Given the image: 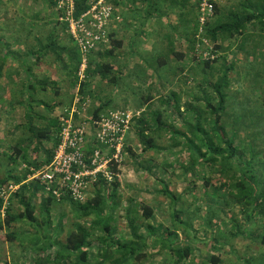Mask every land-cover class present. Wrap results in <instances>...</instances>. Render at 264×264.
I'll use <instances>...</instances> for the list:
<instances>
[{
  "label": "trees",
  "instance_id": "trees-1",
  "mask_svg": "<svg viewBox=\"0 0 264 264\" xmlns=\"http://www.w3.org/2000/svg\"><path fill=\"white\" fill-rule=\"evenodd\" d=\"M95 1L75 0L74 17L77 18L85 13L89 8V4ZM198 1L195 0L194 4L190 5L188 0H161L164 5L168 4L169 7H175L180 11L178 15L180 18L179 26L182 27L179 32L183 34L186 50L192 56L197 41L195 37L198 27L195 11L198 8ZM216 1L213 4V16L203 28L205 38L213 45L214 60L197 61L193 56L194 66L186 72H179L178 70V72H172V70L169 72L168 70L162 71L163 67L168 66L169 58L173 57L180 61L186 54L176 51L173 42H170V38L174 37V31L177 27L175 30L169 31L171 35L167 32L168 50L166 55L156 60L160 69L158 72H168L171 76L169 81L172 83L177 78L176 83L181 82L183 89L176 87V89L170 91V95L166 99L160 98L158 103L160 108L164 107L163 111L155 109L154 106H149L147 113L143 110L140 118L135 121V125H133L136 126L137 143L140 147L137 149L139 154L137 152L136 154L139 155L140 159L144 153L149 152L167 156L170 151H174L171 150L173 147H180L181 151L184 150L183 154L187 157V160L184 165H179L175 170L180 169L184 177L190 175L189 179L192 178L194 170L209 167L210 176L205 178L202 183L206 189L213 188L222 202V207L221 210L209 208L208 211L212 215L210 217H214L216 221H218L219 215L225 216L227 221V223H220L216 229L219 230L223 224L226 226L229 224L230 228L226 232L229 235L228 239L247 241L248 239L256 240L258 238V244L264 250V229L262 236L259 237L261 233L255 235V232H258L256 228H261L264 223V174H257V171L261 168L260 165L264 162V114L260 116L257 110L245 109L242 115L236 117L234 124L227 123L225 112L230 96V74L234 65L226 61L227 57H230L228 52L232 45L224 44L231 40H245L251 35L252 31L264 37V0H244L235 5L236 8L231 10L225 8L222 11L218 8ZM55 2L56 0L54 5ZM188 4L189 11L184 13ZM164 14L167 15V13ZM185 16L188 17V20H183ZM58 24L63 25L64 27H62L66 32V26L59 22ZM2 36L0 34V39L3 41ZM67 37L69 38L68 35ZM108 40L107 47L93 51L88 57L86 79L80 85L78 92L81 98L87 96H89V99L93 98L94 94L89 90V85L90 81H94L96 78L106 84H114L118 80L117 74L112 72V62L122 42L116 40L113 33H108ZM69 42L72 44L70 38ZM72 46L73 51L67 52L65 49L59 48L57 42L53 39H50L46 44L40 43L39 53L34 60L30 61L31 65L27 68L23 60L18 63L20 67L18 71L31 72L33 70L30 69L31 67L34 68L41 63V59L48 56L53 57L51 63L58 64L59 54H64L67 61L62 59L61 63L65 65V70L71 76L74 90L76 89V74L81 60L78 50L73 44ZM6 55H12L8 44L4 46V50H0V77L7 66L4 58ZM261 55L260 53L259 56L255 57H260L258 68L261 67L259 69L264 74V56ZM56 58L58 60H55ZM221 60L224 67L223 72H215L216 65ZM148 67L150 68L151 65ZM152 69L153 67H151ZM155 74L158 79L161 77L159 73ZM255 76L258 77L261 74L258 75L256 72ZM165 77L163 78L167 81ZM192 83L193 85L190 86ZM46 85V82H44L42 87L45 88ZM31 93L34 94L35 92ZM185 94L190 95L191 98L187 99ZM25 99V120L27 122L25 128L30 136L20 145L13 147L1 146L3 149L0 152V171L3 168L2 165L7 161L6 167L3 168L4 176H0V187L9 182L20 185L18 191L10 198L4 218L0 217V229L4 230L5 238L8 241H18L19 238L14 232H11L13 224L22 223L29 226L32 232L34 230L33 224L39 226L41 222L47 234L49 228L54 231V234L52 240L48 235L43 238L44 241L40 244L36 242L35 246L37 245L38 248H36L37 253L34 264H89L92 257L95 258L97 264H126L129 262L155 264L154 257L164 253L169 255L167 264H192L194 257L191 256V250L188 247H176L180 232H183L186 236H189L192 232L189 224L182 220L184 213L173 212L171 214L169 212L170 226L155 224V209L146 202L130 199L123 216L129 236L124 238L117 234L114 219L111 217L113 214L104 217L103 212L109 208L113 211V208L116 207V200L121 192L119 178L114 179L111 188L98 178L97 182L91 186L86 201L82 204L73 203L66 197L57 202L45 196L46 198L36 209L33 199L36 193H43V191L37 182L28 181L29 169L36 170L42 167L41 165L49 164L53 150L51 153L49 149L44 147V144L51 143L54 149L58 141L59 124L58 117L57 119L48 118V123L43 128H36L31 116L32 103L49 109L51 112L53 108L50 109L49 103H36L30 93L26 94ZM107 103V101H104L96 109H92V113L88 111L90 118L96 119L111 112L104 113L103 111ZM45 119L46 117L43 118V120ZM169 119L177 127L180 126L181 131L180 129L175 130L176 133H173V130L168 131L172 128L171 124L170 126L166 124ZM164 128L167 131H164ZM239 133L241 135L238 136ZM171 134L172 136H170ZM173 135H175V139ZM161 138L167 143L166 147H158L157 141ZM126 151L127 156L129 154L131 158L138 157V155L132 153L131 148L128 146ZM40 153L45 155V161L41 162L39 160L38 155ZM12 164L19 165V167L24 164L23 172L16 174L9 168ZM142 169L149 176H152L150 168L142 166ZM116 174L120 175L121 172L118 170ZM154 181L161 185L158 193L167 200L168 211L170 207L174 205L176 207L179 204L180 198L178 197L180 196L171 193L162 179L159 178ZM187 183L189 188H186L187 190L183 195L190 194L192 185L190 182ZM28 194L29 198L26 197ZM13 201L21 208L20 214L15 211L12 213L11 205ZM62 202L73 204L78 214L75 220L71 222V228L66 232L67 234L65 233L63 242L59 241V237L64 225L62 222L53 223L50 220L52 205ZM225 212H230V215H226ZM38 213L41 217L39 220L36 216ZM94 217L96 221L92 220L91 224L84 222V218L91 219ZM210 217L203 220V231L204 234L211 231V235H214L213 222H211ZM24 220L28 223H23ZM253 220L255 223L256 220L259 221L260 226L254 229L248 227L249 222ZM76 222L80 223L77 224ZM154 225H157V230ZM47 227L49 228L47 229ZM262 227L264 228V225ZM141 229L145 233H140ZM149 239L151 240L150 249L148 247ZM220 239L222 241L227 239L226 234ZM213 241L216 244L219 243L217 239L213 238ZM54 245L55 251L51 253L50 250ZM213 250L214 254L209 260L210 264H221L217 248ZM40 254L41 256H39ZM251 261L252 257H248L244 263L250 264Z\"/></svg>",
  "mask_w": 264,
  "mask_h": 264
},
{
  "label": "rangeland",
  "instance_id": "rangeland-1",
  "mask_svg": "<svg viewBox=\"0 0 264 264\" xmlns=\"http://www.w3.org/2000/svg\"><path fill=\"white\" fill-rule=\"evenodd\" d=\"M244 0H217L216 4L219 9L224 10L225 8L233 9L236 8L235 5L242 2ZM4 5L2 4V0H0V20H2L4 12ZM1 29V23H0ZM2 30V29H1ZM1 34V33H0ZM249 37L245 40H237V41H227L224 44L232 45V48L229 50L226 61L229 63L231 62L234 65L233 71L230 74V96L229 100L226 104V112L225 118L227 123L234 124L235 119L238 115H242L245 109L248 110H257L259 111V115L262 116L264 114V74L261 73L260 69L258 68V62L260 60L259 56H264V37H261L259 34H256L252 31ZM7 41V40H6ZM0 50H4L3 41L0 40ZM227 56V55H226ZM256 56V57H255ZM8 57V59H6ZM12 56L4 57L6 61V68L4 72H19L17 70H12V65L18 64V62L13 59ZM191 59L193 56L191 55ZM24 64L26 67L31 65L30 57L24 59ZM149 65L153 67L152 71L158 73L159 66L158 63L154 60H149ZM185 64V63H184ZM264 66V65H263ZM168 67V66H167ZM167 67H163L162 71L167 70ZM222 60L219 61L216 65L215 72H223ZM261 74V76L256 77L255 73ZM93 81H90L89 90L91 89ZM95 86L92 87L93 98L90 101H93L95 105H98L101 101H107V105L103 108L104 113L109 111H120V110H132L134 103L140 101L141 97H145L148 94L153 92L152 88H146L140 84L135 88L127 87L123 84L120 77H118L117 82L114 84H106L102 81H99L94 84ZM193 83L190 85L192 86ZM174 87H181V82L174 84ZM88 89V88H87ZM176 89V88H174ZM181 89H183L181 87ZM38 90V86H34V91ZM127 92L130 93L128 96ZM24 94H29V92H23ZM31 97H34V101L38 103H49L51 105H55L53 110L55 112L61 111L59 104L64 102V99H56L53 96V89L51 87H47V91L42 92V90L35 92L34 94L30 93ZM75 92L72 94L74 96ZM187 99H190L191 96L188 94ZM6 101L19 102L20 105L26 102L22 92H16V94H12L9 92V95L3 94ZM184 99L185 96H183ZM65 103V102H64ZM22 108V107H18ZM52 110V111H53ZM53 113V112H52ZM61 113V112H60ZM59 113V114H60ZM50 116L51 111L49 109H39L35 107V104L32 103L31 109V116ZM57 114V117L59 116ZM51 117V116H50ZM207 120V119H206ZM166 124L172 125L168 131L173 130V133H176L175 130L180 129V126L177 127L176 124L170 120L166 121ZM36 128L41 129L43 128V124L38 122L34 124ZM164 131L165 130L164 128ZM181 131V129H180ZM166 133V132H165ZM162 134V133H161ZM1 135V134H0ZM165 135V134H162ZM241 133L238 134V136ZM172 136V134L170 135ZM177 136V135H176ZM175 139V135H173ZM5 146L9 144L7 140H5ZM158 147H166L167 143L161 138L157 141ZM132 153L137 152V149L140 148L138 143H135L134 146L130 147ZM174 151H170L167 156H163L160 154H151V153H144L142 158L140 159L139 153L136 154L138 157H128L125 159L124 165L122 169L123 172V185L124 187L121 188V192L119 197L116 200V207L112 209L104 210L103 216L107 217L110 214L111 217L114 219L115 227L117 228V234L121 237L127 238L129 236L128 229L126 226V221L124 220L123 216L125 214L124 210L127 208L129 200H136L138 202L143 201L147 204H150L155 209L154 215V223L155 224H162L164 226L169 225V216L170 213H184L182 217L183 221L189 224L192 232H190L189 236H186L183 232H180L179 239L177 246L178 248L188 247L191 250V256L194 257L192 264H210V258L213 253V249L217 248L218 256L220 257L221 264H245L244 261L248 257H252V261L250 264H264V250L258 244V238L255 239H248L247 241H240L236 239L232 241L229 238V235L226 233L230 225L228 224L226 227L222 226L219 230L216 227L224 222L227 223L225 220V216H220L218 221L215 220L214 217H210L211 213L208 211L209 208L212 209H219L221 210L222 202L219 200L220 198L217 197L213 188H204L203 180L209 177V167H205L204 169L194 170L192 173V178L189 179L190 175H182L183 173L181 170H175L179 167V165H184L186 163L187 157L183 154V151L180 150V147H173ZM142 166H147L151 169L152 176H149L143 169ZM260 169L257 171V174H264V162L260 165ZM258 169V167H257ZM2 172V173H1ZM4 176L3 169L0 171V176ZM213 175V174H212ZM211 175V176H212ZM162 179L163 182L167 185L169 191L176 196H180L179 204L175 207H170L168 211L167 208V200L162 197L158 191L161 189V185L157 184L154 180L155 179ZM190 182L192 187L190 194L183 195L186 188H189L188 183ZM214 187V186H212ZM182 194V195H181ZM170 212V213H169ZM226 215H230V212H225ZM78 216L77 210L75 206L71 203H54L52 205V212L50 214V220L53 223L62 222L63 230L59 237V241L63 242L65 237V233L71 228V222L75 220ZM212 216V215H211ZM211 218V222H213L212 229L214 230V235H211V231H207V236L204 234L203 231V220L205 218ZM207 219V220H208ZM39 220V218H38ZM92 220L96 221V218H84V222L87 224H91ZM40 222V221H39ZM38 222V223H39ZM23 223L27 224L28 221L24 220ZM68 223V224H65ZM79 224L80 222H76ZM264 223L262 224V226ZM34 230L30 232V237L27 234L22 233L21 230L25 229V227H17L16 230L12 229L11 232L20 233L18 241L12 240L8 241L5 238L4 230L0 229V260L3 264L4 260L10 258L11 264H29L32 260L36 258L37 250L35 246L36 242L39 244L44 241L43 238L50 235V240L53 239L54 231H51V228L47 227L48 234L46 229L38 225H34ZM257 226H260V222L256 220V223L253 221L249 222L248 227H252L253 229ZM256 228L258 232L256 234H263V227ZM14 228V227H13ZM154 228L157 230V225H154ZM262 229V230H261ZM22 233V234H21ZM140 233H145L144 230H140ZM67 234V233H66ZM226 234L227 239L221 240L220 238ZM214 239L219 241L216 244ZM48 240V239H47ZM218 245V246H217ZM148 247L151 248V240L148 241ZM233 248V249H232ZM24 250L25 253L22 251ZM55 251V245L50 250L51 253ZM41 256V255H39ZM26 257V262L24 259ZM154 259L156 260L155 264H167L169 260V255L164 253L159 256H155ZM88 264V263H87ZM89 264H97L95 258H91ZM126 264H135L132 262Z\"/></svg>",
  "mask_w": 264,
  "mask_h": 264
},
{
  "label": "crops",
  "instance_id": "crops-1",
  "mask_svg": "<svg viewBox=\"0 0 264 264\" xmlns=\"http://www.w3.org/2000/svg\"><path fill=\"white\" fill-rule=\"evenodd\" d=\"M54 1L55 0H2L4 12L6 13L3 14L4 18L0 20L2 29L1 35H3L1 38L4 39V46L7 44L10 46L12 55L14 56L13 59L18 63L22 62L26 57H30V61L34 60L39 53L38 49L40 43L46 44L50 39L56 41L59 48L65 49L67 52L73 51V46L69 42V38L63 29L64 26L58 24ZM188 1L190 5H193L195 2V0ZM107 2L113 8V19L108 26V33H113L114 38L122 42L121 47L117 49L113 57L112 72L117 74L127 87L131 85L132 88H135L141 84L146 88L153 89L152 93L145 97H141L140 101L134 103L132 110H144V112L147 113V108L149 106H154L155 109L163 111L164 107L160 108V104L158 103L160 98L166 99V97L170 95V91L176 88L174 84H177V78H175L173 83L169 81L171 76L168 72L171 70L172 72H186L194 66V61L191 59L190 53L186 50V45L184 43L185 38L183 34L179 32L182 27L179 26L180 18L178 15L180 11L175 9V7H169L168 4L164 5L161 0H107ZM187 11H189V4L186 6L184 13H187ZM164 13H167V15ZM195 13H197V10ZM186 19L188 20V17H183V20ZM176 27L177 29L175 30ZM170 30H175V34L172 33L175 38H170V42H173L175 50L186 54L180 61H177L173 57L169 58L167 67L168 72H158L159 76H161L158 79L157 75L155 73L153 74L151 70L152 66L150 68L148 67V61H156L159 57L167 54V32L171 35V33H169ZM58 58V64L51 63L53 57L50 56L41 59L40 64H37L34 68H30L33 69L31 72H2V76L0 77V152L3 149L1 146L5 145V140L9 142V144L6 145L7 147H13L22 144V142L27 140L30 136L25 128V126H27L25 120V103L23 102L20 105L19 102L17 104L12 101L7 102L5 99L6 96L3 97V94L9 95L10 92L15 95L16 92H22L24 98H26V94L23 92L38 93L40 90L44 92L47 91L46 86L51 87L54 93L53 96L56 99H64L65 103H60L59 107L61 111L55 112L54 109L52 111L53 113L51 112L50 114L51 117L45 115L36 116V114L32 116V122L34 124L40 122L41 126L43 124V127L48 123V118L57 119V114L60 112L62 113L72 105V94L76 89L73 90L71 76L69 72L65 70V65L61 63L62 59L67 61V57L64 54H59ZM6 59H8V57ZM55 60L58 59L56 58ZM12 67V70L20 68L18 64L14 63ZM164 76H166L165 78L167 81L163 78ZM99 81L100 80L97 78L94 79L92 85L95 86L94 84ZM44 82L47 84L45 88L42 87ZM34 86H38L37 91H34ZM91 89L90 91H92ZM129 94L130 93L127 92L126 96ZM147 98L148 101L146 102ZM82 100L89 101L88 109L91 113L92 109H96L105 101H101L98 105H95L93 101H90L92 99H89V96L85 98L82 97ZM35 107L44 109L37 104H35ZM49 107L51 109L54 108L55 105L52 103ZM87 116L90 117L88 113ZM44 117H46L45 120H43ZM75 119L77 121L83 120L82 117H77ZM134 125L128 136V147H132L138 142L136 137V126ZM44 147L49 149L52 153L53 145L51 143L44 144ZM149 153L153 154L152 152ZM38 157L41 162L46 159L45 155L42 153H40ZM6 162L2 165L3 168L6 167ZM23 165L19 167V165L15 166L12 164L9 168L16 174H20L24 170ZM120 172V184L121 188H123L124 170L121 169ZM26 197L29 198V194ZM45 198L42 192L36 193L33 199V204L36 209ZM11 208L12 213L15 211L17 214H20L21 208L15 201L12 202ZM36 216L37 219L41 218L39 213ZM19 226L25 227L22 223H15L12 225V229L16 230L15 228ZM39 226L42 227L43 224L40 222ZM21 231L27 234L28 237L31 236V228L29 226H26V228ZM19 234L20 233H16V236ZM22 252L25 253L24 250ZM23 260L26 262V257H24ZM1 262L0 260V264ZM3 264H11L10 258L8 257L7 260H4ZM29 264H34V260Z\"/></svg>",
  "mask_w": 264,
  "mask_h": 264
},
{
  "label": "built area",
  "instance_id": "built-area-1",
  "mask_svg": "<svg viewBox=\"0 0 264 264\" xmlns=\"http://www.w3.org/2000/svg\"><path fill=\"white\" fill-rule=\"evenodd\" d=\"M215 0H199L197 35L193 56L197 61H212L213 45L203 34L205 24L212 18ZM57 21L66 26V34L79 52L76 91L72 105L58 116L57 144L49 164L29 169L28 181L37 182L46 197L60 202L64 197L82 204L91 186L102 180L109 188L120 175L127 156V140L143 110L111 111L96 119L87 116L89 101L78 92L86 79L87 60L95 51L107 47L108 26L113 19V8L107 0H96L88 10L74 17L75 0H56ZM82 117L77 121L75 118ZM11 182L0 187V217L4 218L10 198L19 189Z\"/></svg>",
  "mask_w": 264,
  "mask_h": 264
}]
</instances>
